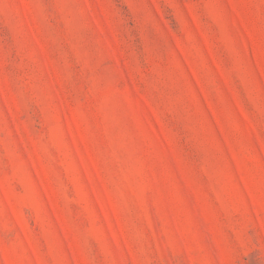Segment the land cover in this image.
Segmentation results:
<instances>
[{
  "label": "rangeland",
  "instance_id": "rangeland-1",
  "mask_svg": "<svg viewBox=\"0 0 264 264\" xmlns=\"http://www.w3.org/2000/svg\"><path fill=\"white\" fill-rule=\"evenodd\" d=\"M0 264H264V0H0Z\"/></svg>",
  "mask_w": 264,
  "mask_h": 264
}]
</instances>
